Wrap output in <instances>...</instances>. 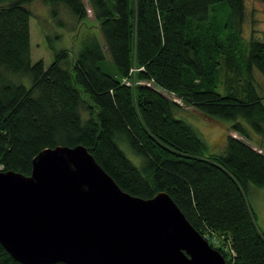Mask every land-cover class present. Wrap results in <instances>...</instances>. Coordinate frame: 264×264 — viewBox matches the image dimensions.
<instances>
[{"label":"trees","instance_id":"trees-1","mask_svg":"<svg viewBox=\"0 0 264 264\" xmlns=\"http://www.w3.org/2000/svg\"><path fill=\"white\" fill-rule=\"evenodd\" d=\"M36 2L68 32L88 17L84 0H0V171L30 175L41 150L82 144L131 195L169 193L228 264H264L247 194L250 184L264 187V153L246 141L250 129L264 135L253 77L264 75V41L243 37L245 0H88L98 32L72 52L56 48L63 35L44 25L48 67L32 59ZM175 96L233 121L242 138L229 134L224 152L207 156L200 133L177 117L184 103ZM0 264L23 263L0 242Z\"/></svg>","mask_w":264,"mask_h":264},{"label":"water","instance_id":"water-1","mask_svg":"<svg viewBox=\"0 0 264 264\" xmlns=\"http://www.w3.org/2000/svg\"><path fill=\"white\" fill-rule=\"evenodd\" d=\"M0 242L23 264H228L165 191H124L82 144L0 171Z\"/></svg>","mask_w":264,"mask_h":264},{"label":"rangeland","instance_id":"rangeland-1","mask_svg":"<svg viewBox=\"0 0 264 264\" xmlns=\"http://www.w3.org/2000/svg\"><path fill=\"white\" fill-rule=\"evenodd\" d=\"M84 2L87 6L88 17L81 24V26H78L75 29L74 32H68L63 29L55 28V26L52 24L48 8L43 6L40 2L32 3L30 5L34 14V17L30 19L32 59L34 62L43 59L45 62V67H48L54 59V51L49 47L47 38L43 34L44 25H48V27H51L54 29V31H57L63 35L64 39L61 42L56 43V48L66 47L72 52L73 48L74 50H78L80 48L82 39L87 34L98 32V22L95 19L93 10L89 5L88 0H84ZM245 11V23L242 27L245 41H250L252 37L264 41V0H245ZM68 18L69 17L66 18L67 21H69ZM240 56L241 54L238 53V57ZM242 62L243 60L241 59L239 64H242ZM133 72H135V69H133ZM253 77L256 90L259 94L264 96V75L259 70L255 69ZM128 83L134 85L138 82H132V80H128ZM167 95L169 94L167 93ZM176 99L182 102V98L176 97ZM183 103L184 101L180 104ZM182 107L183 109L177 113V117L192 124L200 133L202 138L207 143L205 154L207 156H213L223 153L233 121L208 118L195 107L185 103ZM240 121H242L250 129V126L244 119H240ZM231 133L233 136L238 134L234 131ZM234 137L240 138L239 135ZM249 141L264 149V135L256 134L250 129ZM126 153L136 165L139 166L141 164L142 159L140 157L134 155L130 150H126ZM247 194L248 199L257 215L258 225L262 230H264V187L250 184L247 188ZM218 243L215 242V245L220 246V242Z\"/></svg>","mask_w":264,"mask_h":264},{"label":"crops","instance_id":"crops-1","mask_svg":"<svg viewBox=\"0 0 264 264\" xmlns=\"http://www.w3.org/2000/svg\"><path fill=\"white\" fill-rule=\"evenodd\" d=\"M229 134H231L232 135V133H231V131H230V133ZM238 135V134H237ZM237 135H234V136H237ZM233 136V135H232ZM240 138H242L241 136H239ZM205 141V140H204ZM249 144H251L255 149H258V150H260L261 152H264V149L263 148H261V147H259V146H257V145H255V144H253L252 142H250L249 140H246ZM207 144V143H206Z\"/></svg>","mask_w":264,"mask_h":264},{"label":"built area","instance_id":"built-area-1","mask_svg":"<svg viewBox=\"0 0 264 264\" xmlns=\"http://www.w3.org/2000/svg\"><path fill=\"white\" fill-rule=\"evenodd\" d=\"M174 100L177 101V102L179 101V100L176 99V97H174ZM179 103H182V102L179 101ZM0 169H2V166L1 165H0Z\"/></svg>","mask_w":264,"mask_h":264}]
</instances>
